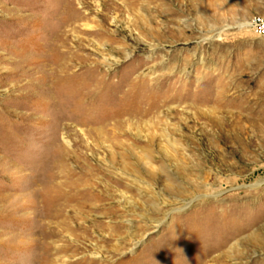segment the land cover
I'll use <instances>...</instances> for the list:
<instances>
[{
    "label": "rangeland",
    "instance_id": "obj_1",
    "mask_svg": "<svg viewBox=\"0 0 264 264\" xmlns=\"http://www.w3.org/2000/svg\"><path fill=\"white\" fill-rule=\"evenodd\" d=\"M263 11L0 0V264H264Z\"/></svg>",
    "mask_w": 264,
    "mask_h": 264
},
{
    "label": "built area",
    "instance_id": "obj_2",
    "mask_svg": "<svg viewBox=\"0 0 264 264\" xmlns=\"http://www.w3.org/2000/svg\"><path fill=\"white\" fill-rule=\"evenodd\" d=\"M248 24L257 35L264 37V11L253 15Z\"/></svg>",
    "mask_w": 264,
    "mask_h": 264
},
{
    "label": "bare ground",
    "instance_id": "obj_3",
    "mask_svg": "<svg viewBox=\"0 0 264 264\" xmlns=\"http://www.w3.org/2000/svg\"><path fill=\"white\" fill-rule=\"evenodd\" d=\"M122 1H124V0H122ZM55 58V57H54ZM62 58V57H61ZM55 60V59H54ZM56 62V61H55ZM65 64V63H64ZM52 66V65H51ZM69 68H70V66H68ZM59 68V67H58ZM62 68V67H61ZM64 68V67H63ZM51 71V70H50ZM66 72V71H65ZM62 73V72H61ZM74 75V74H73ZM61 76V75H60ZM75 76V75H74ZM62 80V79H61ZM59 184V183H58ZM51 192H53V193H55V195H50V193ZM47 193V192H46ZM46 193H44V194H46ZM49 195V200L50 201H52V203H56V205H57V203L58 202H61V201H66L67 199H70V197H67L66 196V194L62 191V189L61 188H58V187H54V188H52L50 191H49V193H48ZM48 198V197H47ZM62 204V203H61ZM57 216V215H56ZM55 218V217H54ZM58 218V217H57Z\"/></svg>",
    "mask_w": 264,
    "mask_h": 264
}]
</instances>
